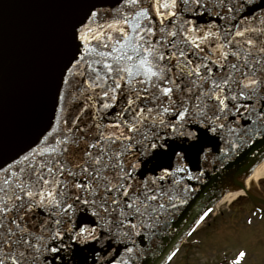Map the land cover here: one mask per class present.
<instances>
[{
    "label": "snow or ice",
    "instance_id": "obj_1",
    "mask_svg": "<svg viewBox=\"0 0 264 264\" xmlns=\"http://www.w3.org/2000/svg\"><path fill=\"white\" fill-rule=\"evenodd\" d=\"M78 3L56 123L0 163V264H148L144 245L204 175L184 161L264 138V0Z\"/></svg>",
    "mask_w": 264,
    "mask_h": 264
},
{
    "label": "water",
    "instance_id": "obj_2",
    "mask_svg": "<svg viewBox=\"0 0 264 264\" xmlns=\"http://www.w3.org/2000/svg\"><path fill=\"white\" fill-rule=\"evenodd\" d=\"M114 4L115 0H104L102 6L111 9ZM80 11L78 0H0V163L26 149L56 123L53 82L66 50L68 27ZM66 103L71 106L72 98ZM222 147L217 139L209 144L207 161H184L191 172L203 170L204 175L199 182L185 181L191 186L185 202L165 216L144 245L148 264H164L197 225L199 216L229 192L243 189L264 209V198L245 186L264 161V138L257 137L227 157L219 151ZM152 166H142L146 175H151L147 169Z\"/></svg>",
    "mask_w": 264,
    "mask_h": 264
},
{
    "label": "rangeland",
    "instance_id": "obj_3",
    "mask_svg": "<svg viewBox=\"0 0 264 264\" xmlns=\"http://www.w3.org/2000/svg\"><path fill=\"white\" fill-rule=\"evenodd\" d=\"M253 187L262 195L264 178ZM249 200L241 195L219 205L170 264H231L240 251L246 253L242 264H264V218L252 215L253 204Z\"/></svg>",
    "mask_w": 264,
    "mask_h": 264
},
{
    "label": "bare ground",
    "instance_id": "obj_4",
    "mask_svg": "<svg viewBox=\"0 0 264 264\" xmlns=\"http://www.w3.org/2000/svg\"><path fill=\"white\" fill-rule=\"evenodd\" d=\"M262 178H264V161L256 168V170L251 175L249 180L245 183L246 188H248V190L251 191V193H252L254 190V187H253L254 184ZM244 193L245 192L243 189L229 192L225 195V197L223 198L221 203L235 200L236 198L240 197L241 195H244ZM259 197H261V196H259ZM209 216H210V214L208 215V217L204 221H206L209 218Z\"/></svg>",
    "mask_w": 264,
    "mask_h": 264
},
{
    "label": "flooded vegetation",
    "instance_id": "obj_5",
    "mask_svg": "<svg viewBox=\"0 0 264 264\" xmlns=\"http://www.w3.org/2000/svg\"><path fill=\"white\" fill-rule=\"evenodd\" d=\"M261 196L264 198V193H262ZM249 201H250L251 204H253V203H252V200H249ZM253 213H255L256 215L261 216L260 219L264 218V212H263V213H259V212H257V211H256V207H255L254 205H253V209H252V214H253ZM250 215H251V214H250Z\"/></svg>",
    "mask_w": 264,
    "mask_h": 264
}]
</instances>
